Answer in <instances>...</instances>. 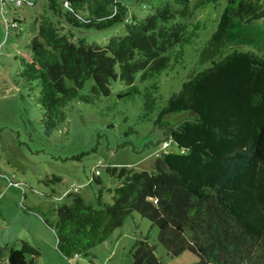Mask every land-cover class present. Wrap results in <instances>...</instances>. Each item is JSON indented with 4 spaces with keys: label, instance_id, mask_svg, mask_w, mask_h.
<instances>
[{
    "label": "trees",
    "instance_id": "trees-1",
    "mask_svg": "<svg viewBox=\"0 0 264 264\" xmlns=\"http://www.w3.org/2000/svg\"><path fill=\"white\" fill-rule=\"evenodd\" d=\"M209 1L191 7L190 0H149V12L140 19L123 0H48L33 25L36 34L19 55L20 76L38 93L47 130L65 120L72 100L94 103L119 79L128 88L119 97L141 94L146 116L156 111L155 122L164 130L161 146L169 143L152 170L108 166L115 185H104L96 171L89 181L96 185L94 202L72 191L69 203L53 208L56 221H45L67 259L94 255L93 249L136 212L158 227L169 254L194 251L199 260L193 264H264V47L244 50L230 38L237 20L264 25V0H226L200 50L199 61L208 66L158 105L161 78L197 36L199 23L190 28L186 20ZM59 23L69 33L116 26L125 32L105 45L88 44L73 41ZM88 80L92 85L83 94ZM170 114L185 117L174 124ZM40 254L25 240L20 248L0 243V264L5 259L34 264ZM131 255V264H164L147 237L136 238Z\"/></svg>",
    "mask_w": 264,
    "mask_h": 264
},
{
    "label": "rangeland",
    "instance_id": "rangeland-1",
    "mask_svg": "<svg viewBox=\"0 0 264 264\" xmlns=\"http://www.w3.org/2000/svg\"><path fill=\"white\" fill-rule=\"evenodd\" d=\"M196 1L190 0V6ZM123 2L137 18L142 19L149 12V0ZM47 3L48 0H0V243L20 248L23 240L28 241L41 253L34 264H131L134 241L147 237L156 245V255L164 264L197 262L198 255L189 248L178 255L169 254L159 241L158 227L136 212L95 247L92 256L69 260L58 250L55 232L45 219L55 222L53 208L70 202L72 194L65 196L64 192L77 186L78 194L87 202H94L96 185L89 181L96 171L102 183L110 187L115 181L106 171L108 166L152 170L165 135L155 122L157 112L146 116L141 94L119 97V92L128 90L119 79L111 85L108 96L94 103L72 100L65 120L46 129L38 93L30 90L20 76L19 55L27 51L36 34L32 32L33 25H38ZM225 5L226 0H210L186 20L192 23L190 28L199 23L197 36L185 45L178 62L173 60L172 70L161 78L159 106L178 92L191 74L208 66L200 63V50L210 39ZM58 26L61 32L69 33L64 23ZM124 32L123 26H116L71 31L69 36L75 42L105 45L112 36ZM232 32L230 38L241 49L259 52L264 47L261 20L250 24L237 20ZM172 52L176 54L178 48ZM67 84L73 82L67 80ZM91 85L92 80L86 81L80 92L87 93ZM184 117L185 114H170L167 119L176 124ZM82 152L86 154L75 158ZM54 176L61 180H53ZM104 197L111 202L108 193ZM1 264H8L7 259Z\"/></svg>",
    "mask_w": 264,
    "mask_h": 264
},
{
    "label": "built area",
    "instance_id": "built-area-1",
    "mask_svg": "<svg viewBox=\"0 0 264 264\" xmlns=\"http://www.w3.org/2000/svg\"><path fill=\"white\" fill-rule=\"evenodd\" d=\"M169 151V143L168 142H164L161 146V148L156 152V155H160L161 153H165ZM79 188L77 186H72L71 188H69V190H67L66 192H64V195L66 196L68 192H72V191H77Z\"/></svg>",
    "mask_w": 264,
    "mask_h": 264
}]
</instances>
